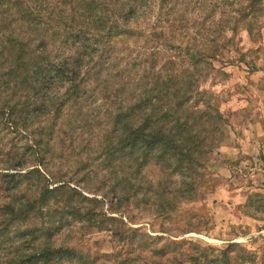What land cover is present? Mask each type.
<instances>
[{"label":"rangeland","instance_id":"obj_1","mask_svg":"<svg viewBox=\"0 0 264 264\" xmlns=\"http://www.w3.org/2000/svg\"><path fill=\"white\" fill-rule=\"evenodd\" d=\"M152 1L149 14L132 25L136 33L111 38L122 58L116 66L132 67L133 82L144 70H151L147 80L161 71L164 77L172 68L170 59L178 70L189 68L192 74L190 56L207 45L206 33L211 38L215 30L220 43L228 40L190 101L194 104L193 99L206 91L224 118L222 140L209 157L200 193L180 203L170 218L156 216L152 208L123 199L125 195L112 194L99 145L105 129H110L112 106L111 99L100 94L81 102L83 118L72 132V118L64 108L59 118H51L55 131L48 156H42L31 139L44 116L22 109V95L29 92L21 71V76H8L0 86V264L46 247H69L81 257L48 264H196L205 255L213 260L217 251L211 248H224L229 242H239L258 255L263 251L264 211L256 208L259 202L253 196L264 195V0L253 6L250 0H225L224 5L218 0H204L205 5L175 0L174 19L164 15L159 0ZM215 2L218 7L212 8ZM37 4L42 8L37 12L43 21L40 40L46 28L50 32L56 27L48 19H54V13L47 14L46 0ZM28 6H33L31 1ZM241 12L250 14L232 30L234 16ZM50 51L52 60L55 49ZM91 131L96 134L93 139ZM64 132L71 133L72 140H61ZM120 163L122 177L130 163L127 159ZM11 173L19 176H6ZM144 173L149 178L156 174L150 166ZM46 188L56 189L43 197ZM129 188L134 193L136 183ZM194 247L201 253L197 261L187 258L195 253Z\"/></svg>","mask_w":264,"mask_h":264},{"label":"trees","instance_id":"obj_2","mask_svg":"<svg viewBox=\"0 0 264 264\" xmlns=\"http://www.w3.org/2000/svg\"><path fill=\"white\" fill-rule=\"evenodd\" d=\"M30 1L33 6H28ZM218 1L225 4V0ZM257 1L250 0V6ZM199 2L205 5L204 0ZM152 3V0H46V5L50 6L47 14L54 13V19H48L50 24L54 20L56 28L50 32L46 28L42 39L38 40V28L43 21L37 14L40 7L37 0H0V86L8 81L6 77L21 76L20 72H24L23 81L28 83L29 93L22 95V109L26 108L25 113L38 111L44 116L31 139L42 156H48V143L55 131L56 123L51 122V118H59L62 108L70 113L73 126L82 120L81 102L88 96L100 94L111 99L112 109L108 111L111 126L105 129L99 141L107 161L105 175L111 182V193L125 195L123 199L152 208L156 216L170 218L180 203L192 201L200 193L209 157L222 140L224 118L220 109L213 107L206 97V91H201V98L193 99L194 104L190 101L196 93L195 86L198 93L200 78L207 69L214 68L211 62L228 40L220 43L215 30L211 38L205 32L207 45L203 43L202 49L190 56L192 74L189 68L178 70L175 61L170 59L167 63L172 68L166 69L164 77L161 71L147 80L151 70H144L133 82L136 71L132 67L116 66L122 58L112 46L111 38L116 34L126 37L136 33L132 25L140 16L149 14ZM159 4L166 16L176 11L175 0H159ZM215 4L217 2L212 8L218 7ZM249 14L241 12L239 17L234 16L232 30ZM14 24L19 28L12 27ZM175 39L172 35L170 41ZM54 49L51 60L48 52ZM102 72L105 78H101ZM73 129L76 128L73 126L70 131ZM71 136L65 133L61 140H72ZM95 137L91 131L90 139ZM124 159L130 166L120 177L123 167L120 161ZM116 160L119 163L113 162ZM149 166L156 173L151 178L144 173ZM133 182L136 189L131 193L129 185H134ZM55 189L46 188L42 196ZM253 198L259 202L256 208L264 211V195L257 193ZM192 249L195 253L199 250L198 247ZM262 249L258 255L239 242H229L224 248H211L217 251L213 260L205 255L203 262L196 264H238L239 261L264 264V247ZM195 253L187 258L197 261L201 253L193 257ZM77 254L69 247H46L36 254L10 259L7 264L81 259Z\"/></svg>","mask_w":264,"mask_h":264}]
</instances>
